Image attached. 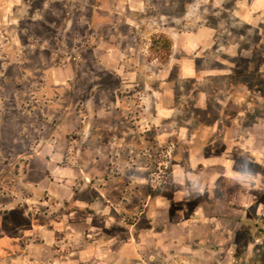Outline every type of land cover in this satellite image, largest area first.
Segmentation results:
<instances>
[{
	"label": "rangeland",
	"instance_id": "1",
	"mask_svg": "<svg viewBox=\"0 0 264 264\" xmlns=\"http://www.w3.org/2000/svg\"><path fill=\"white\" fill-rule=\"evenodd\" d=\"M58 256L264 264V0H0V264Z\"/></svg>",
	"mask_w": 264,
	"mask_h": 264
},
{
	"label": "crops",
	"instance_id": "2",
	"mask_svg": "<svg viewBox=\"0 0 264 264\" xmlns=\"http://www.w3.org/2000/svg\"><path fill=\"white\" fill-rule=\"evenodd\" d=\"M219 168H221V167H219ZM89 174H91V172H89ZM44 178H45V176L44 175H42V177L40 178V180H39V182H44ZM249 206H250V203H249ZM111 209L109 208V207H107V206H104V208L102 209V213L103 214H105L104 212L105 211H107V212H109ZM108 215V214H107ZM108 219V218H107ZM108 221V220H107ZM27 249V248H26ZM27 258H28V256H27ZM29 260V259H28ZM122 260V259H121ZM38 261H36V259H35V261H34V259H32V260H30L28 263L29 264H35V263H37ZM76 261L75 260H70V259H68V258H66V257H60V256H58V257H52V258H50L49 260H43V261H40V262H38V264H76L75 263Z\"/></svg>",
	"mask_w": 264,
	"mask_h": 264
},
{
	"label": "trees",
	"instance_id": "3",
	"mask_svg": "<svg viewBox=\"0 0 264 264\" xmlns=\"http://www.w3.org/2000/svg\"><path fill=\"white\" fill-rule=\"evenodd\" d=\"M158 47H162L163 49H165L167 51V54L166 55H168L169 50L171 48V43H170L169 40L165 39L164 36L153 37L152 38V41H151V45H150V50L151 51L154 50L155 52H158L157 51V48ZM164 59H166V58H164ZM250 76H256V77H258V75L257 74H254V73L251 74Z\"/></svg>",
	"mask_w": 264,
	"mask_h": 264
}]
</instances>
